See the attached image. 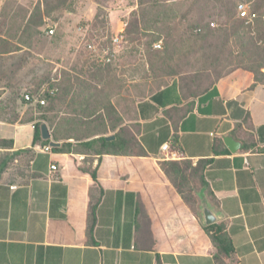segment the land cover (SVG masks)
<instances>
[{"label": "crops", "instance_id": "obj_1", "mask_svg": "<svg viewBox=\"0 0 264 264\" xmlns=\"http://www.w3.org/2000/svg\"><path fill=\"white\" fill-rule=\"evenodd\" d=\"M11 15L0 0L3 31ZM0 38L6 39L0 40V106L13 120H0V141H7L0 145V264H220L198 202L186 203L159 167L160 146L174 138L176 161L210 160L202 174L206 189H197L223 215L217 223L231 239L232 260L264 264V84L251 72L235 69L196 97L171 82L138 100L130 123L144 156L79 151L81 141L74 140L70 152L48 154L42 149L49 143L34 141L33 122L22 121L35 106L22 96L49 76L32 73V56L55 69L59 63ZM15 92L20 99L9 108L4 104ZM94 113L92 139L109 122L104 106ZM225 134L241 142L237 152L227 148Z\"/></svg>", "mask_w": 264, "mask_h": 264}, {"label": "rangeland", "instance_id": "obj_2", "mask_svg": "<svg viewBox=\"0 0 264 264\" xmlns=\"http://www.w3.org/2000/svg\"><path fill=\"white\" fill-rule=\"evenodd\" d=\"M255 2L259 0H3L12 15L7 30H2L6 22L0 19V34L59 63L55 69L54 63L32 56V73L49 74L40 87L48 88L58 76L69 78V93L88 101L85 118L76 99L60 117L89 122L94 120L90 113L104 106L109 119L105 132L114 135L126 128L135 139L130 123L134 104L151 92L177 82L184 95L196 97L219 76L236 68H257L264 29L258 36L252 16ZM239 3L247 6L248 17H238ZM257 13L264 14V7ZM28 20L30 29L25 27ZM233 23L238 35L229 31ZM47 25L55 27L51 37L44 33ZM120 31L121 42L113 44ZM242 34L250 43L243 44ZM87 43H93L101 56L107 52L110 61L97 62ZM71 76L77 80L71 81ZM92 128L81 125L78 131ZM132 151L136 154L137 147ZM193 185L198 188L196 181Z\"/></svg>", "mask_w": 264, "mask_h": 264}, {"label": "trees", "instance_id": "obj_3", "mask_svg": "<svg viewBox=\"0 0 264 264\" xmlns=\"http://www.w3.org/2000/svg\"><path fill=\"white\" fill-rule=\"evenodd\" d=\"M262 7H264V0H259V2H255L254 7L252 9V16L254 18V25L256 27L258 36L263 34L261 29H264V22L262 21V18H264V14L257 13V11ZM25 27L26 29H30V20L27 21ZM237 28L238 27H235V24L233 23L232 26H230L229 31L231 30L233 34L238 35L239 32L237 31ZM241 37L246 38L247 36L246 34H242ZM0 40L1 42H6V39L0 38ZM247 43L250 42L246 38V40L243 41V44L246 45ZM14 48L16 49L17 47ZM259 51L262 56H261V63L258 64L257 68L244 67L241 69L251 72L254 76V81L256 84L257 83L264 84V73L262 72V69H264V48H261ZM220 77L222 76H219L217 79H219ZM67 80H65V78H60V80H57V82L54 81V83L53 82L49 83V85L47 86L48 89H55V90L52 94L46 93L45 95L46 105L44 106L35 105L29 108L27 111L28 116L22 120V121L33 122L34 141H39V140L41 141L40 127L42 124H46L50 129L52 140L54 142L62 141L60 147L52 149L54 152H60V153L70 152V148L72 144L68 142L69 140L81 141V140L89 139L88 141L79 143V148H78L79 151H88L95 153L105 152L113 155L115 154L131 155L133 153L132 149L136 146L137 153L134 155L144 156L145 154L144 151L139 147L136 140L133 137H131L130 133L126 128H120L117 131V133L113 135L112 140H106V136H105L107 134L106 132L100 135L99 137L92 139V137L94 136V131H91L90 129H84L78 131L79 130L78 128H80L81 125L87 127L88 122L83 121L76 123L75 120L72 118H67L65 116L60 117L59 112L62 109L64 110H66L67 108L71 109V107H73L75 103V99L79 102L78 105L76 106V108L79 110V113L82 115L83 118L86 117L85 111L87 108L86 104L88 103V101L85 102V98L79 99V97L69 93ZM44 82H45L44 80L34 81L31 84L32 87H30V89L28 88L29 89L28 91L31 93H35L36 90L40 87V85L44 84ZM14 98L20 99L19 92H15L13 93V95L10 94L8 100L5 102L4 105H7V107L10 108V106L15 102ZM22 100L24 101L23 96H22ZM95 100H98V98H96ZM92 114L95 113H90V116H93ZM0 120L2 121L6 120L9 122L13 121L12 119L6 117V112L1 106H0ZM98 120H101V116L99 115L96 116V121ZM113 129H114L113 127L110 128V130ZM3 143H7V141H0V145ZM43 143L48 144L49 141L44 140ZM171 149L177 152L180 151V148L175 138L171 142ZM209 163L210 160H199L196 162L195 165H193L192 162L189 160H183V161L164 160L159 163V167L162 170V172L170 179L171 183L174 185L176 190L182 195L184 201L194 206L197 204V199L194 195L196 187H194L193 182L196 181L198 187L206 189V185L203 181L202 174L205 168L209 165ZM95 174H96V170L92 171V173H90V176L92 180L96 182ZM196 190L198 191V189ZM204 230L208 235V237L210 238L214 248L216 249L214 257L217 260H220L219 263L235 264V262L232 260L233 259L232 242L225 230L224 225L222 223H215L209 226H205ZM222 258L228 260V262L224 263L221 260Z\"/></svg>", "mask_w": 264, "mask_h": 264}, {"label": "built area", "instance_id": "obj_4", "mask_svg": "<svg viewBox=\"0 0 264 264\" xmlns=\"http://www.w3.org/2000/svg\"><path fill=\"white\" fill-rule=\"evenodd\" d=\"M236 13H237L238 17H240V18L248 17L247 6L244 3H239L237 5V7H236ZM209 25L212 28L215 27V23L214 22L209 23ZM44 30H45V34L47 36H52L54 34L55 27H54V25H47ZM121 32L122 31L119 32V35L117 34L116 36H114L112 38L113 44L121 42V39H122ZM156 46L158 48H160L159 44L156 45ZM87 49L97 59L96 60L97 62L104 63V62H109L110 61V59L108 57V53L106 52L102 56L99 55L98 49L93 43H87ZM54 90L55 89H48V88H45L44 86H41L33 94H29V93L24 94L23 95V99H24L25 102L33 103V104L39 105V106H44V105H46V96H45L46 93L52 94L54 92ZM52 149H53V147H51L50 145H45L42 150L45 153L51 154L52 151H53ZM160 151H161L163 159L165 161H176V160H178V156H177L176 152L171 149V142L163 143L160 146ZM56 169L57 168H56V166L54 164L50 165V170L51 171H55Z\"/></svg>", "mask_w": 264, "mask_h": 264}, {"label": "water", "instance_id": "obj_5", "mask_svg": "<svg viewBox=\"0 0 264 264\" xmlns=\"http://www.w3.org/2000/svg\"><path fill=\"white\" fill-rule=\"evenodd\" d=\"M40 130H41L42 139L49 140V145L53 148L59 147L58 142H54L50 140V134L45 124L41 125ZM112 139L113 136L106 138V140H112ZM222 140L232 153H235L240 149L241 142L236 140L232 135L229 134L222 135ZM196 197L198 200L197 207L200 213V222L203 226H209L215 224L219 220L223 219L222 213L218 212L215 209L214 205L211 203L210 199L207 197L203 189L199 190L196 193Z\"/></svg>", "mask_w": 264, "mask_h": 264}]
</instances>
